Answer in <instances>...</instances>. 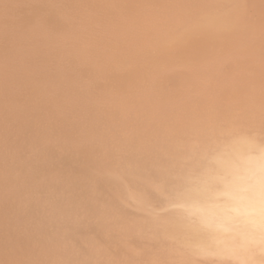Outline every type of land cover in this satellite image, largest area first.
I'll use <instances>...</instances> for the list:
<instances>
[{
	"label": "bare ground",
	"instance_id": "1",
	"mask_svg": "<svg viewBox=\"0 0 264 264\" xmlns=\"http://www.w3.org/2000/svg\"><path fill=\"white\" fill-rule=\"evenodd\" d=\"M259 3L257 0H0V264L72 262L69 256L61 260L56 255L60 246L57 245L58 249L55 246L56 250L52 246L58 237L60 241L61 235L50 244L42 242L44 237L51 236L50 222L71 216L76 209L71 201L59 197L50 200L48 213L37 216L36 209L45 200L40 191L55 184L67 188L90 184L96 195L103 193L99 188L114 184L116 199L107 200L106 205L112 206L113 212L106 214L121 211L116 208L121 194L129 195L143 211L147 210L146 198L150 197L151 202L153 199L131 194L124 174L132 178L142 176L148 166L139 163L137 154L151 148L156 130L163 127L170 130L159 151L174 147V143L169 144L172 137L194 131L199 112L197 108L184 111V105L193 99L191 92L206 100L212 83L213 87L218 85L221 98L230 95L236 98L240 93L243 98H239L245 99L247 91L252 97L263 94L264 6ZM255 61H259L257 67ZM255 74L263 80L260 87L251 84ZM212 108L208 112L212 113ZM260 109L264 111V105ZM227 113L211 114L213 122L206 127L210 137L208 142L203 139L208 144L199 143L201 151L187 160L179 172L172 166L178 174L174 179L168 178L173 180L169 182L174 185L173 193L170 192L174 196L167 206L173 211L164 219L153 220L160 224L164 238L180 250L178 264H200V259L219 264H264V130L262 134L253 133L238 122L230 124ZM140 118L145 121L141 123ZM56 125L62 127L58 133L54 132ZM118 129L122 142L118 152H123L124 145H131L130 158L122 161L131 163V172L119 170L113 160L117 147L112 145L113 136ZM46 143L57 146V153L53 149L44 152L41 146ZM179 155L182 151L175 155L177 159ZM56 157L70 162L90 157L95 164L89 168L81 161L79 171L66 175L56 165ZM156 161L151 162L155 165ZM153 166L147 169L158 177L166 173ZM170 167L164 170L169 168L171 172ZM146 191L148 194L150 190ZM158 198L161 201L162 197ZM120 207L124 213H130L126 207ZM106 214H100L98 219L102 221ZM37 217L40 222L28 226ZM72 224L73 221L69 225ZM135 224L137 228L142 223ZM130 227L126 234L123 232L125 236L134 231ZM88 262L93 264L91 260Z\"/></svg>",
	"mask_w": 264,
	"mask_h": 264
},
{
	"label": "rangeland",
	"instance_id": "2",
	"mask_svg": "<svg viewBox=\"0 0 264 264\" xmlns=\"http://www.w3.org/2000/svg\"><path fill=\"white\" fill-rule=\"evenodd\" d=\"M260 2V3H259ZM245 3H247V1H245ZM257 3H259L260 5H263L264 6V0H257ZM251 7V6H250ZM252 8H253V6H252ZM258 63H259V61H255V64H254V67H257V65H258ZM249 76H250V74H248ZM253 81L251 82V84H253L254 86H256V87H260L261 85H262V83H263V80H262V78H261V80L259 79V76L258 75H253ZM256 80V81H255ZM256 83H255V82ZM260 81H262V83L260 82ZM257 82H258V84H257ZM235 83V82H234ZM260 83H261V85H260ZM236 85H237V83H235ZM258 85V86H257ZM213 86H215V85H213L212 83H210V85H209V92H210V96L208 97V99H206L205 100V98H199V94H197V96L195 95L196 94V92H191V97L190 96H188V97H190L192 100H191V102H189L188 104H186V105H184V111L186 110V111H189V110H191V109H193V108H197V110H198V112H199V115L198 116H200V118L197 116L195 119L197 120H195L196 122V125L197 126H195V129H194V131L192 132V133H190V134H185V133H183V134H179V136L178 135H176V138H174V137H172L171 139H170V141H169V144H170V146H171V144L173 145V143H174V147H175V143H176V148H177V150H178V152L175 150L176 148H174V147H172V149H171V147H167V149H165V148H163V149H161L160 151L158 150V148H159V145H161V144H163V143H166L167 141L164 139L165 137V134H167V132H169L170 130H169V128L167 127H163V129L160 131H158V130H156V134H157V136L155 137H153L152 139H151V142H152V146H151V148L149 149V150H147V151H145V152H141V153H139V154H137V157H138V160H139V163H143V165H145L144 167H146V166H148L149 168L150 167H152L153 165H154V160H157L156 161V166L154 167L156 170L157 169H160L162 172H166V173H164V175H163V173H162V175H160L161 177H158L159 175L158 174H153V173H151V170L150 169H152V168H150L149 170L147 169L148 167H146V168H144L143 169V173L144 174H146V175H144L143 173H142V176H135L134 178H132V177H128V173H126V174H124V177H125V179H124V181H125V184H127L128 186H129V192L131 193V194H134V193H137V195H143L145 198L147 197V195H148V197L149 196H151V198L153 199V202H151V200H150V197L149 198H146V200H149L148 201V205H147V210H144L143 211V209H141V207L138 205V202H137V200H134L133 198H131L129 195H127V194H121V197L120 198H117V202H116V208H117V210H121L119 213H118V211H116V212H114L112 215L111 214H106L107 212H113V208H112V206H110V207H107L106 205H107V200L108 201H111V200H113V199H116V196H114V194H115V192H116V190L114 189L115 187L114 186H116V185H114V184H110V185H106L105 187H104V185H103V183H100V185H103V187H104V189L102 190V189H100L99 188V190H100V192L102 191L103 193H101L100 195H96L95 193H93L92 192V190L90 189V184H89V182L86 180V179H88V180H90V178H88V177H86V179H84V182L86 183V181L88 182L87 184H89L87 187H89L88 189H90L91 191H89L88 189H87V187H85V186H78L77 185V187L75 188V187H72V188H74V189H72V188H67V185L65 186L64 184H60V183H58V184H55V185H53L52 186V188L51 189H49V190H46V191H40V193H39V195H41V197L43 198V203H42V206H40L38 209H36V212H37V216L39 217L42 213L44 214V213H48L49 211H50V206H51V203H50V200L52 199H56V198H59V197H65L64 199L66 200V201H71V203H72V205L73 206H75L76 207V209H75V211L73 212V214L71 215V216H68V217H65V218H61V220L59 221V219H56V221L55 220H53L52 222H50L49 224H48V227H50V228H48V233H50L49 235H51V236H49L48 238H46V237H44L42 240H44V241H42L44 244H50L51 242H52V240L54 241V240H57V238L56 237H58V236H60V241H58L59 240V237H58V240L57 241H55V243L53 242L52 244V246H54V248H55V250H56V247H57V249H58V246H60V248H59V250H56V252H57V254L56 255H59V257L61 258V260H63V259H65L66 258V256L68 257H70V259L72 260V262L70 263H68V264H86L87 263V261H89L90 262V260L92 261V263L93 264H178L177 262H178V258H179V256H180V250L178 249V247L173 243V242H171V241H169V240H166L165 238H164V235H163V233H162V230H161V226H160V224H157V223H155V221H153L154 219L155 220H161V219H164L165 217H167L170 213H172V211H173V208H171V207H169V206H167V202H168V200L169 199H171V198H173V196H174V194L172 195L171 193H173V186H172V183H173V180L171 179H168V178H172L173 177V179L175 178V176L178 174V172L180 171L179 169H182V167L185 165V163L187 162V160H189L191 157H194L196 154H197V152L199 153L200 151H201V148L202 147H200L199 146V143H201V145H204V143L203 142H205V144L207 145L208 143V140H209V138L208 137H210V135L206 132V127H208V126H210L211 124H212V122H213V117L211 118L210 116H212L211 114H213V115H218L217 113L219 112V115L221 114V113H224L225 114V112L227 113V115H230L229 116V122H230V124H233L234 125V123H235V125H243L244 126V129H248L249 128V130H251V132H253V133H261L262 134V131L264 130L263 129V127H262V123H263V121H264V111H262V109H260V107H261V105L263 106L264 104V97L262 96V95H264V91H263V94H261L260 96H256V97H252V94L251 93H248L249 91H247V94L249 95V97H248V95H246V98L245 99H240L239 97H242V96H240V93H238V97H234V96H232V95H230V96H225V98H221L220 96H219V94H218V92H217V90H218V85H216V87H213ZM211 88H212V90H211ZM251 92V91H250ZM209 94V93H208ZM215 94V95H214ZM217 94V95H216ZM214 95V96H213ZM216 96V98H214ZM196 97V98H195ZM198 97V98H197ZM230 97H231V99H230ZM234 97V98H233ZM243 98V97H242ZM201 99V100H200ZM209 99H210V101H209ZM211 99H213V100H215V102L216 103H214L213 102V100H211ZM238 99V100H237ZM183 100V99H182ZM198 100H200V102L198 101ZM203 100V101H202ZM224 100V101H223ZM233 100V101H232ZM202 101V102H201ZM236 101V102H235ZM239 101H244V103H239ZM259 101V102H258ZM233 102V103H232ZM258 102V103H257ZM212 103V104H211ZM236 103H238V104H236ZM198 104V105H197ZM213 106V108H212V106ZM217 105V107L218 108H221V109H216L217 107H215ZM227 105V106H226ZM248 105V106H247ZM252 105H253V107H252ZM209 106H210V108H209ZM234 106V107H233ZM198 107H199V109H198ZM240 107V108H239ZM209 108V109H208ZM211 108H212V113L211 112H208V111H210L211 110ZM214 108H215V110H214ZM225 108V109H224ZM246 108V109H245ZM254 108V109H253ZM222 109H224L223 111H222ZM226 109H228V110H226ZM242 109V110H241ZM243 109H245V110H243ZM219 110V111H218ZM221 110V111H220ZM251 110V111H250ZM216 111H217V113H216ZM255 111V112H254ZM205 112V113H204ZM150 113V115L152 114L151 112H149ZM189 114H190V112H189ZM210 114V115H209ZM209 117V118H208ZM263 117V118H262ZM143 118V117H142ZM145 118V117H144ZM199 118V119H198ZM211 118V119H210ZM252 121H251V120ZM212 120V121H211ZM131 121H133L132 119L130 120V122ZM135 121V120H134ZM140 121H141V123H143L145 120L144 119H141L140 118ZM140 121H137V123H139ZM239 121H240V123H239ZM262 121V122H261ZM223 123L225 122L226 123V121L225 120H223L222 121ZM238 122V124H236ZM224 123V124H225ZM251 123V124H250ZM224 124H222V125H224ZM257 125L256 127L254 126V127H252V125ZM249 125H251V126H249ZM247 126V127H246ZM254 129L255 128V130H253L252 128ZM60 128H62L61 127V125H56V128H55V131L54 132H56V133H58V131H59V129ZM168 131H167V130ZM262 129V130H261ZM58 130V131H57ZM120 129H118V132H119V134H118V132H116L115 133V135L113 136V143H112V145H114V146H117L115 149L116 150H114L115 152H114V155L115 156H113V160L116 162L115 163V166H117V168L120 170V168L121 169H125V171L126 172H131L133 169L131 168L130 169V167H131V163L129 162V164H127V163H123L122 161H127L129 158H130V154H131V145L129 144H126V145H124L123 147V152H118V150H119V148H120V146H118L119 144H121L122 142L121 141H119L120 139V133H121V131H119ZM199 130V131H198ZM248 130V131H249ZM62 131V130H61ZM60 132V131H59ZM221 134L222 133H220L219 134V136H220V138H221ZM201 135V136H200ZM119 136V137H118ZM218 136V137H219ZM160 137V138H159ZM163 137V138H162ZM159 138V139H158ZM188 138H190V139H188ZM156 139V140H155ZM157 139H158V141L160 140V142L158 143L157 142ZM203 139H205L206 141H203ZM154 140V141H153ZM174 140V141H173ZM116 141V143H114ZM161 141H162V143H161ZM172 141V142H171ZM30 142H32V140L30 141ZM161 143V144H160ZM182 143V144H181ZM117 144V145H116ZM186 144V145H185ZM195 144V145H194ZM47 145V148L45 147V146ZM44 145H42L41 147L42 148H45L44 149V152H45V150H46V152H49V150L51 151V149H53V151L54 150H56V153H57V151L59 150V148L57 147V146H51V144H48V143H46V144H44ZM196 148H195V147ZM130 147V148H129ZM155 147V148H154ZM180 148V149H179ZM186 148V149H185ZM200 148V150H198ZM192 149H193V151H192ZM48 150V151H47ZM120 150V151H121ZM127 150V151H126ZM165 150V152H164V154H163V151ZM168 150V153L166 152ZM175 150V151H174ZM187 152H186V151ZM197 150V151H196ZM151 151V152H150ZM175 152V153H172V154H170V152ZM181 151H182V155H185V157L184 156H180L179 155V157H178V159H177V156H175V155H177L178 153H181ZM185 151V153H183ZM119 154H118V153ZM148 154H147V153ZM176 152H177V154H176ZM146 153V154H145ZM154 153H155V155H154ZM160 153H162V154H160ZM191 155H190V154ZM117 154V155H116ZM122 154V155H121ZM126 154H127V156H126ZM167 154V155H166ZM169 154V155H168ZM173 154H175L174 156H172ZM187 154V155H186ZM141 155H143V157L141 156ZM146 155V156H145ZM149 155H151V156H149ZM159 155V156H158ZM163 155V156H162ZM123 156H124V159H123ZM155 156V157H154ZM165 156V157H164ZM114 157H115V159H114ZM141 157H142V159H141ZM151 157H152V159H151ZM90 159V157H83V158H80V160H79V162L77 161H75V162H70L68 159L67 160H64L63 161V159L60 157L59 159H57V157L55 158V160H56V165L58 166V168L59 169H61L62 171H63V173L64 174H66V175H71V174H73L72 173V171H76V169L79 171V169L81 168V166L82 165H79V163L82 161V164H86L87 166H89V168H94V165L93 164H95V163H93V160H92V158H91V160H89ZM127 159V160H126ZM151 161H153V162H151ZM160 159V160H159ZM169 159V160H168ZM61 160V161H60ZM145 160V161H144ZM172 160V161H171ZM173 160H174V162H173ZM180 160V161H179ZM119 161H121L120 163H119ZM168 161V162H167ZM68 162V163H67ZM92 162V163H91ZM159 162V163H158ZM165 162V163H164ZM171 162V163H170ZM184 162V163H183ZM145 163H147V164H145ZM153 163V164H152ZM169 163V164H168ZM173 163V164H172ZM175 163V164H174ZM176 163H178L177 165H176ZM151 164H152V166H151ZM161 164H163L162 165V167H161ZM166 164H168V165H171V169H170V171L173 173H171V172H169V168H168V171L167 170H164V168L165 167H167L168 165H166ZM90 165H93V166H90ZM165 165V166H164ZM73 166L75 167L74 169H73ZM125 166V167H124ZM159 166V167H158ZM164 166V167H163ZM172 166H174L175 168H177L178 169V172H177V170L175 171V168L173 167L172 168ZM127 167V168H126ZM180 167V168H179ZM129 168V169H128ZM69 169V170H68ZM174 169V170H173ZM70 171V172H69ZM174 171H175V173H174ZM80 173H81V171H80ZM170 174V175H169ZM49 175H51V174H49ZM149 175V176H148ZM82 176L85 178V176L82 174ZM155 176H156V178H155ZM163 176V177H162ZM169 176H171V177H169ZM95 177V176H94ZM146 177V178H145ZM151 177V178H150ZM156 179L155 181H154V178ZM157 177H158V179H157ZM166 177H167V179H166ZM148 178V179H147ZM92 179V178H91ZM128 179V180H127ZM130 179H131V181H130ZM133 179V180H132ZM152 179V180H151ZM139 180V181H138ZM160 180V181H159ZM164 180H166L165 182H164ZM137 181V182H136ZM159 181V182H158ZM169 181H171L172 183H170ZM136 182V183H135ZM148 182L150 183V184H148ZM168 182V183H167ZM139 183V184H138ZM154 183V184H153ZM60 184V185H59ZM132 184V185H131ZM143 184H145V188L143 187ZM153 184V185H152ZM170 184V185H169ZM59 185V186H58ZM137 185V186H136ZM147 185V186H146ZM149 185V186H148ZM164 185H166V186H164ZM133 186V187H132ZM59 187H61V189L59 188ZM85 187V188H84ZM102 187V186H101ZM102 187V188H103ZM140 187H141V189H140ZM165 187H167V188H165ZM169 187V188H168ZM58 188V189H57ZM83 188H84V190H83ZM137 188H139V189H137ZM82 189V190H81ZM87 189V190H86ZM150 190V191H148V194H147V191L146 190ZM73 190V191H72ZM107 191V192H105V191ZM111 190V191H110ZM137 190H139V191H137ZM151 190L152 191H154V193L152 192L151 194L149 193V192H151ZM63 191H64V193H63ZM67 191V192H66ZM82 191V192H81ZM83 191H85V192H83ZM41 192H43L44 194H42ZM59 192V193H58ZM91 192V193H90ZM146 194H145V193ZM171 192V193H170ZM48 193V194H47ZM55 193V194H54ZM77 194V195H74V194ZM107 195H106V194ZM111 193V194H110ZM143 193V194H142ZM171 195H170V194ZM59 194H61L60 196H59ZM78 194H79V197H78ZM84 194V195H83ZM95 194V195H94ZM150 194V195H149ZM159 194H161V195H159ZM57 197H56V196ZM86 195V196H85ZM110 195V196H109ZM122 195H124V196H122ZM44 196H46V197H44ZM67 196H70V198L69 197H67ZM83 196H85V197H83ZM96 196V197H95ZM103 196V197H102ZM105 196H108L107 198H104ZM113 196V197H112ZM128 198H127V197ZM156 196V197H155ZM162 197V199H160L161 201H159V198L156 200V198L157 197ZM74 197V198H73ZM76 197H77V199L79 198V201L81 202V201H83V199L84 198H86V199H84V201L86 202V203H88L87 201H90L89 202V204H86L84 201H83V203L81 202V204H77L79 201L76 199ZM122 197H125V198H122ZM83 198V199H82ZM88 198L89 199H91V200H88ZM167 200H166V199ZM47 199V200H46ZM68 199H70V200H68ZM74 199H75V201H74ZM81 199V200H80ZM111 199V200H110ZM134 201H133V200ZM155 199V200H154ZM87 200V201H86ZM126 200V201H125ZM132 200V201H131ZM128 201V202H127ZM75 202V203H74ZM131 202V203H130ZM157 202H158V204H157ZM160 202V203H159ZM163 202V204H161ZM93 203V205H91ZM98 203H100V204H98ZM130 203V204H129ZM137 203V204H136ZM78 206H77V205ZM82 204L84 205V206H82ZM85 204L86 205H88V207H86L85 206ZM95 204H97V206L95 207V210H96V208L98 209L97 211V213H96V211L95 210H93V208H94V205ZM117 204H119V205H117ZM157 204V205H156ZM81 205V206H80ZM93 206V207H91V206ZM120 205L122 206V208H125V210L126 209H128L127 211H130V213L129 212H126V213H124L125 211H124V209H121V207H120ZM136 205H138V206H135ZM164 205V206H163ZM99 206H100V209H99ZM74 207V208H75ZM157 207H159V208H157ZM86 208V209H85ZM101 208H103L102 210H101ZM106 208H108V209H106ZM81 209V210H80ZM92 211H91V210ZM106 209V210H105ZM84 210V211H83ZM101 210V211H100ZM77 211V212H76ZM94 211H95V213H94ZM141 211H143V212H141ZM110 212V213H111ZM123 214H122V213ZM141 212V213H140ZM79 213L81 214L80 216H78L79 215ZM90 213H94L93 214V216H92V214L90 215ZM106 214V218H108V219H106V218H103V220L101 221L100 219H98V216L100 215V214ZM139 213V214H138ZM83 214H85V216L83 215ZM88 214V215H87ZM115 214V216H113ZM142 214V216H140ZM89 215H90V217H89ZM96 215V216H95ZM110 215H111V217H110ZM123 215H127L126 217L125 216H123ZM147 215H149V216H147ZM74 216V217H73ZM84 216V217H83ZM105 216V215H104ZM37 217V219L36 220H32L31 222H33V224L32 223H29V225L28 226H35V223H38V222H40V219ZM71 217H73L72 219H70ZM91 217H92V220H91ZM125 217V218H124ZM129 217H131V218H129ZM140 217H141V219H140ZM144 217V218H143ZM82 218H83V220H82ZM90 218V219H89ZM117 218V219H116ZM122 219V222L126 225H124L123 223H120L121 221H118L119 219ZM148 218V219H147ZM151 218V219H150ZM39 219V220H38ZM120 219V220H121ZM126 219H127V221H126ZM144 219V220H143ZM150 219V220H149ZM81 220H82V223H81ZM119 222H117V221ZM138 220V221H137ZM146 220L147 221H149V222H146ZM152 220V221H151ZM69 221V222H68ZM73 221V224H72V226L71 225H69V224H71V222ZM83 221H84V223H83ZM90 221H91V223H90ZM95 223H93V222ZM96 221H97V223H96ZM108 223H107V222ZM114 221H116L117 223L115 224L114 223ZM35 222V223H34ZM54 222V223H53ZM88 222H89V224H88ZM110 222H111V224H112V222H113V224L115 225H111V226H109L108 224H110ZM126 222V223H125ZM128 222V223H127ZM140 222L142 223L141 225H143L142 227H141V225H139V226H137V228H136V226H133L135 223V225H137V224H140ZM93 223V224H92ZM101 223L103 224H105V226H104V224L103 225H101ZM132 223H134L133 225H132ZM17 224V223H16ZM15 224V225H16ZM26 224V223H25ZM30 224H32V225H30ZM145 224V225H144ZM147 224H148V226H147ZM157 224V225H156ZM14 225V226H15ZM51 225V226H50ZM54 225V226H53ZM66 225H68L67 227H66ZM100 225H101V227H100ZM106 225H107V227H106ZM133 226V230L131 229V227ZM71 226V227H70ZM75 226H76V228H75ZM96 226H97V228L98 229H95L96 228ZM109 226V227H108ZM131 226V227H130ZM152 228H151V227ZM154 226H155V228H154ZM17 226H15L14 228H16ZM69 227V228H68ZM72 227H73V229H72ZM91 227H92V229H91ZM128 227H130V230H131V234H129V232H127V235L125 236V234H126V229H128ZM143 227H145V229H143ZM157 227H158V229H157ZM159 227H160V229H159ZM111 228V230H108V229H110ZM149 228H150V230H149ZM52 229V230H51ZM55 229V230H54ZM70 230V231H68V230ZM76 229H77V231H76ZM100 229H101V231H100ZM142 229V230H141ZM52 231V233H51V231ZM72 230V231H71ZM135 230H136V232H135ZM156 230V231H155ZM159 232H158V231ZM57 231H60V233L59 232H57ZM68 231V232H67ZM84 231V232H83ZM86 231H87V233H86ZM91 231V232H90ZM99 231L100 232H102V233H99ZM110 231H112V233H114V234H112ZM145 231H148V232H145ZM160 231H161V236H160ZM57 232V233H56ZM122 232V234H118V233H121ZM125 234H124V233ZM140 232H142V233H140ZM66 233H67V235H66ZM109 234V236H108V234ZM137 235V237L134 235ZM58 234V235H57ZM70 234H71V236H70ZM112 236H111V235ZM129 234V235H128ZM133 234V235H132ZM154 234V235H153ZM157 234H159V236L161 237V239H160V237L159 236H157ZM56 235V236H55ZM76 235V236H75ZM104 235V236H103ZM116 235V236H115ZM146 235V236H145ZM53 236L55 237V238H53ZM73 236H75V237H78L76 240L73 238ZM89 236V237H88ZM125 236V237H124ZM129 236V237H128ZM134 238H133V237ZM140 236V237H139ZM144 238H143V237ZM66 237V238H65ZM70 237H72V238H70ZM92 237V238H91ZM114 238V240L112 239V238ZM128 237V238H127ZM87 238V239H86ZM88 238H89V241H88ZM91 238V239H90ZM116 238V239H115ZM120 238V239H119ZM126 238V239H125ZM63 239L65 240V241H63ZM72 239H74V240H72ZM109 239V240H108ZM112 239V240H111ZM124 239H125V241H124ZM129 239V240H128ZM47 240V241H46ZM48 240H51L50 242H48ZM68 242H67V241ZM105 240V241H104ZM108 240V242H106ZM121 240V241H120ZM62 241H63V244H62ZM79 242L78 244H77V242ZM112 241V242H111ZM123 241V242H122ZM162 241V242H161ZM166 241H167V243H166ZM58 242V243H57ZM59 242H61V245H60V243ZM98 242V243H97ZM100 242V243H99ZM118 242H122L120 245H119V243ZM169 242V243H168ZM69 243V244H68ZM91 243H93V245L91 244ZM105 243H106V245H105ZM110 243V244H109ZM113 243V244H112ZM72 244V245H71ZM75 244V245H74ZM79 244H80V247H83V248H80L79 247ZM126 244V245H125ZM58 245V246H57ZM63 245V246H62ZM66 245V246H65ZM110 245V246H109ZM56 246V247H55ZM70 246V247H69ZM94 246V247H93ZM103 246H104V248H103ZM128 246V247H127ZM175 246V247H174ZM71 247H73V248H71ZM91 247H93V248H91ZM107 247V248H106ZM109 247V248H108ZM64 248H68V250H69V252L66 250L65 251V249ZM171 248V249H170ZM73 249V250H72ZM78 249H80V250H78ZM82 249V250H81ZM100 249V250H99ZM102 249H104V251L102 250ZM106 249V250H105ZM85 250V251H84ZM91 250H92V252H91ZM63 251H65V252H63ZM83 251V252H82ZM117 251V252H116ZM163 251H164V255H163ZM88 252V253H87ZM94 252H95V255H94ZM103 254H102V253ZM65 253H66V255H65ZM67 253H68V255H67ZM89 253H90V255H89ZM100 253H101V255H100ZM104 253H105V255H104ZM79 254H80V256H79ZM136 256H135V255ZM63 255V256H62ZM71 255V256H70ZM78 255V256H77ZM134 255V256H133ZM173 255V256H172ZM94 256V258L92 259V258H90V257H93ZM101 256V257H100ZM104 256V257H103ZM164 256V257H163ZM177 256H178V258H177ZM79 257V258H78ZM81 257V258H80ZM97 257H99L98 259H96ZM138 257V258H137ZM143 257V258H142ZM74 258V259H73ZM75 258H77V259H75ZM122 258H123V260L124 261H122ZM131 258V259H130ZM133 258V259H132ZM139 258H141L142 260H140L139 261ZM127 259H129V260H127ZM66 260V259H65ZM74 260V261H73ZM80 260H82L81 262H80ZM98 260H100V261H98ZM136 260V261H135ZM202 260H203V262H202ZM120 261H121V263H120ZM127 261H128V263H127ZM129 261L131 262L132 261V263H129ZM134 261V262H133ZM138 261V262H137ZM85 262V263H84ZM88 262V263H89ZM99 262V263H98ZM125 262V263H124ZM174 262V263H173ZM199 262H200V264H219L218 262H216V261H211V260H209V259H200L199 260ZM211 262V263H210Z\"/></svg>",
	"mask_w": 264,
	"mask_h": 264
}]
</instances>
